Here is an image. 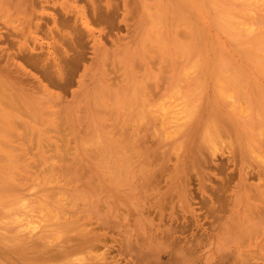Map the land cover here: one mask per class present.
<instances>
[{"label": "rangeland", "instance_id": "obj_1", "mask_svg": "<svg viewBox=\"0 0 264 264\" xmlns=\"http://www.w3.org/2000/svg\"><path fill=\"white\" fill-rule=\"evenodd\" d=\"M92 1L96 17L88 0H0V216L24 196L28 202L43 201V218H49H41L42 231L26 238L4 229L7 218L0 217V264H132L128 254L118 252L129 237L141 238L140 226H134L140 214L161 228L175 219L173 226L180 227L195 214L208 237L192 247L194 254L184 250L191 264H212L227 252L235 257L228 256L224 264H264V67L241 65L242 58L231 49L230 55L206 51L209 58L219 56V65L197 67L202 69L198 74L193 51L200 30L204 27L215 46L226 41L210 24L203 26L197 0ZM64 12L76 20L75 28L57 26L59 33L67 32L65 40L51 17L61 18ZM84 20L89 25L82 27ZM70 35L82 43L84 57L80 64L65 66L66 86L57 82L59 88L48 85L47 92L9 61L6 65L8 55L32 48L42 56L47 50L58 56L62 52L56 42H67ZM68 53L65 61L72 58L73 52ZM69 67H74L71 75ZM38 71L33 70L40 77ZM181 104L193 107L188 123L179 125L173 114ZM239 122L263 134L257 140L263 153L257 158L243 156L236 138ZM211 124L221 134L213 158L201 139ZM199 178L209 187L228 181L220 214L225 225L214 227L211 218L204 219L207 204L198 192ZM183 179L193 192L188 207L178 187ZM243 189L251 194L240 204L235 199ZM59 223L64 225L58 228ZM117 223L129 227L119 229ZM188 228L175 234L185 247L202 233L197 229L193 235Z\"/></svg>", "mask_w": 264, "mask_h": 264}, {"label": "bare ground", "instance_id": "obj_2", "mask_svg": "<svg viewBox=\"0 0 264 264\" xmlns=\"http://www.w3.org/2000/svg\"><path fill=\"white\" fill-rule=\"evenodd\" d=\"M47 0H45L46 2ZM76 1V0H75ZM88 2L91 4L92 7V14L94 15V17H96V5L94 4V2L92 0H88ZM168 2V1H167ZM170 3V1H169ZM168 3V4H169ZM172 3V2H171ZM187 3V1H186ZM160 4V2H159ZM167 4V6H168ZM76 5V4H75ZM176 5V4H175ZM68 6V5H67ZM70 6V5H69ZM172 5L170 4V7ZM177 7V6H176ZM76 8V7H75ZM110 8V7H109ZM174 8V7H172ZM196 8H197V16H199V19L201 20V22L203 23V26L205 24H210V26L212 27L213 31L215 33H220L226 41V45H220V46H215L214 43L209 42L205 36V32H204V27L200 30V33L197 35V39H196V47H195V51H193L194 56L198 55V59H196L197 57H195V59L197 60L195 62V64H193V67L195 69V71H197L198 74H200V71L202 69H197V67L200 68H204L206 67H215L218 66L219 64L217 63L219 61H217V58H219V56L216 57H208L206 54V51H209L212 55L215 54H226V55H230L231 54V50L235 51L241 58H242V63L241 65H245V66H251L254 68V70H261L260 67H264V0H197L196 3ZM178 9V8H177ZM83 10V9H81ZM179 11V10H178ZM70 12V11H69ZM77 12V11H76ZM82 12V11H81ZM84 12V11H83ZM82 12V13H83ZM169 12V11H168ZM181 12V11H180ZM154 13V12H153ZM157 13V12H155ZM63 14V13H62ZM80 14V13H79ZM182 14V13H181ZM188 14V13H187ZM84 15V13H83ZM157 15V14H156ZM70 16V14L68 12H64L63 16H61V18H57L55 16H51L52 20H53V28L56 29L57 33H59V30L57 28V26L61 25L63 26H72L75 28L76 26V20L71 21V17L70 19L68 18ZM86 16V15H85ZM83 16V17H85ZM109 16V15H107ZM111 16V15H110ZM87 18V17H86ZM106 18V17H104ZM103 18V19H104ZM110 18V17H109ZM100 19V18H98ZM108 19V18H107ZM113 19V18H111ZM154 19V17H153ZM152 19V21H153ZM156 20V18H155ZM161 20V19H160ZM85 21V20H84ZM88 21V20H87ZM87 21H85L83 26H88L89 21L87 23ZM102 21V20H101ZM111 21V20H110ZM186 21V20H185ZM83 21L81 20V23ZM100 22V21H99ZM106 22V20H105ZM109 23V22H108ZM187 23V22H186ZM157 25V24H156ZM191 26V25H190ZM41 25L40 23H37L35 28H40ZM152 27V26H151ZM150 27V28H151ZM158 28V27H157ZM189 28V27H188ZM153 29V28H152ZM155 29V28H154ZM86 31H88V29H85ZM91 30V29H90ZM157 30V29H155ZM191 30V29H190ZM61 31V30H60ZM147 31V29H146ZM53 32V30H52ZM80 32V31H79ZM153 32V31H152ZM46 33L51 35V29L47 28L46 29ZM65 33V32H64ZM67 33V32H66ZM65 33V34H66ZM78 33V32H77ZM61 34V33H59ZM65 34H61L59 36H61V38L63 40H65L66 36ZM70 34V33H69ZM75 34V33H74ZM148 34V33H146ZM72 36H74L73 34H71ZM69 36V41H59L56 42L55 40L53 41L54 43L56 42L58 44V46L60 47L59 51L62 52L61 54L58 53V56H55L54 54H52V51L47 50L44 53V56H42L41 51H35L33 48L30 49L27 53H22L19 51L17 53H13L11 55L7 56V63L6 65L8 66L9 62L11 64V66H15L17 70L20 71L21 75L24 77H29L32 78L31 81L33 80V83H35L34 85L40 89H44L48 92V85H54V86H58L57 84L59 82L62 83V85L60 86H64L65 84L67 85V80L65 76L67 69L65 70V66H67V64H70V66H75L77 63L80 64V60L84 57H82V52L80 49L81 48V44L79 39H75L72 36ZM81 35V34H80ZM148 36V35H147ZM158 36H160L158 34ZM182 36V35H181ZM77 37V36H76ZM157 38V37H156ZM55 39V38H54ZM61 39V40H62ZM67 39V38H66ZM101 41V39H100ZM151 41V40H150ZM204 41H206V43H204ZM102 42V41H101ZM183 47V45H181ZM45 47V46H44ZM58 47V48H59ZM178 47V46H177ZM22 48V47H21ZM43 48V47H42ZM46 48V47H45ZM72 50H70V49ZM180 48V47H179ZM48 49V48H47ZM189 49V48H188ZM207 49V50H205ZM42 50V49H41ZM44 50V49H43ZM56 50L58 51V49L56 48ZM194 50V49H193ZM54 51V49H53ZM68 51H72L73 55L72 58L69 59V61H65V59L68 58ZM184 51V50H183ZM188 51V50H187ZM186 51V52H187ZM197 51V53H196ZM223 52V53H222ZM155 53V52H154ZM185 53V52H184ZM208 53V52H207ZM20 54V55H18ZM192 54V53H191ZM19 56V57H18ZM64 56V57H63ZM193 56V57H194ZM178 57V56H177ZM192 57V56H190ZM226 57V56H225ZM19 58L21 61H19ZM18 59V60H17ZM83 60V59H82ZM192 60V59H191ZM221 60V58H220ZM225 60V59H224ZM9 61V62H8ZM80 61V62H79ZM194 62V60H193ZM193 62H191L190 64H192ZM227 63V60L223 61ZM188 63V62H187ZM222 63V60H221ZM24 64V65H23ZM189 64V63H188ZM225 65V63H223ZM221 64V67L224 66ZM188 66V65H186ZM185 66V67H186ZM10 67V65L8 66ZM27 67H30V69L34 71H40L41 76H37V74L35 75V73H31V70H28ZM191 67V68H192ZM230 67V66H229ZM228 67V68H229ZM14 68V67H13ZM74 68V67H73ZM71 67L68 68L70 75L73 69ZM191 70H194V69ZM221 70V69H220ZM251 70V69H250ZM38 71V72H39ZM74 71V70H73ZM17 72V71H16ZM19 73V72H18ZM68 74V72H67ZM195 74V73H194ZM264 74V73H263ZM19 75V76H21ZM212 75L214 76H218V73H213ZM18 76V75H17ZM22 76L20 78H22ZM69 76V75H68ZM53 78H55L54 80H56L54 82ZM219 78V77H218ZM58 82V83H57ZM70 82V81H69ZM56 84V85H55ZM60 84V83H59ZM38 85V86H37ZM65 85V86H66ZM223 85V84H222ZM34 87V86H33ZM34 87V89L36 88ZM102 87V85H101ZM30 88V87H29ZM54 88V87H53ZM59 88V86H58ZM63 88V87H62ZM218 88V87H217ZM222 88H224L222 86ZM51 89V88H50ZM102 89V88H101ZM219 90V88H218ZM224 90V89H223ZM29 91V89H28ZM34 91V90H33ZM43 91V92H46ZM64 91V90H63ZM220 93V91H219ZM222 93V92H221ZM220 93V94H221ZM226 93V91H223V95ZM31 95V94H30ZM227 95V94H225ZM174 97V96H173ZM225 97V96H224ZM228 97V96H227ZM177 97H175L176 99ZM184 98V97H183ZM181 98V99H183ZM172 99V98H171ZM179 100V99H178ZM185 100V99H184ZM195 100V99H194ZM179 102V101H178ZM183 102V101H182ZM175 103V102H174ZM177 103V102H176ZM181 103V102H179ZM178 104V103H177ZM190 104V103H188ZM166 106V105H165ZM173 106V105H172ZM176 106V105H174ZM180 106V105H179ZM191 106V105H190ZM164 107V105H163ZM162 107V108H163ZM170 108V106H168ZM193 107V106H191ZM191 107H187L186 104L180 106L179 109H177V111H174V120L176 122H178L177 124L182 125V124H186L189 121V118L191 116V110L189 108ZM161 110H166L165 107ZM173 108V107H172ZM171 108V109H172ZM168 109V108H167ZM170 109V111H171ZM174 109V108H173ZM172 109V110H173ZM169 111V112H170ZM164 112V111H163ZM165 113V112H164ZM168 113V112H166ZM252 113V112H251ZM195 114V113H194ZM193 114V115H194ZM163 115V114H162ZM238 115V114H237ZM165 116H167V114H165ZM259 116V115H258ZM1 118V117H0ZM192 118V117H191ZM218 118V117H217ZM247 118V117H246ZM249 118V117H248ZM262 119V116H261ZM213 120V119H212ZM241 120V119H240ZM248 120V119H247ZM4 121V119H3ZM172 121V120H171ZM215 121V120H213ZM253 121V120H252ZM170 122V121H169ZM173 122V121H172ZM254 122V121H253ZM167 123V122H166ZM216 123V121H215ZM252 123V122H251ZM250 123V124H251ZM170 124V123H168ZM174 125V124H173ZM172 126V124H171ZM175 126V125H174ZM235 127H237L238 129H240L241 131H239L238 133H236V138L237 141L239 143V147L240 150L242 151L243 156L248 155L249 158L251 157H255L257 158L259 153L261 152L260 150L262 149L261 146L257 144V140L259 141L260 139V135L262 136L263 134L259 133L258 131H256V128L253 126L249 127V125L247 123H241L239 122L237 125H235ZM168 128V127H167ZM183 128V127H181ZM219 128V127H218ZM215 125L211 124L208 127H206V130L201 134V139L204 142L203 144L207 143L209 145L208 148H210V150L212 151L211 157L213 158L214 154L213 152L216 151V144L218 142L221 141V134L220 131ZM252 131L258 132V133H252ZM177 129V128H174ZM255 129V130H253ZM171 130V129H170ZM180 130V129H179ZM185 130V129H184ZM229 130V129H228ZM173 131V130H172ZM171 131V132H172ZM177 131V130H176ZM182 132V131H181ZM251 132V133H248ZM170 133V132H169ZM174 133V132H173ZM171 135V134H170ZM174 135V134H172ZM262 138V137H261ZM261 140V139H260ZM201 141V140H200ZM256 141V142H255ZM253 144H252V143ZM202 143V142H201ZM251 143V144H250ZM261 143V142H259ZM237 144V143H236ZM235 144V145H236ZM238 145V144H237ZM256 145V146H255ZM264 146V145H263ZM262 146V147H263ZM182 148V147H181ZM257 151L256 152V149ZM239 153V152H238ZM263 153V152H261ZM232 154V153H231ZM257 156V157H256ZM194 159V158H193ZM259 159V158H258ZM203 163H206V161H203ZM127 166V165H125ZM198 166V165H197ZM176 167H180L179 165H176ZM263 168V167H261ZM116 170V169H115ZM178 170H181V168H178ZM194 170V169H193ZM244 170V169H243ZM114 171V169H113ZM127 171V170H126ZM262 171V170H261ZM260 171V172H261ZM259 172V171H258ZM258 174H263L262 172ZM264 172V171H263ZM119 173V172H118ZM248 173V172H247ZM129 174V173H128ZM264 175V174H263ZM114 176V175H113ZM126 176V175H125ZM261 176V175H260ZM115 177V176H114ZM120 177V176H119ZM264 177V176H263ZM122 178V177H121ZM261 178V177H260ZM12 179V178H11ZM126 179V178H125ZM264 179V178H263ZM120 180V179H119ZM124 180V179H123ZM128 180V179H127ZM131 180V179H130ZM184 180V179H183ZM240 180V179H239ZM131 182V181H130ZM182 185L180 183H178V187H179V191H180V195H181V199L184 201L183 203L188 207L189 206V202H192V193L190 192L191 190L189 189V181L188 179H185L184 181H182ZM199 187H198V192L200 194V198L202 200V204L204 206H206V210H207V214H204L203 217L204 219L206 218H211L212 221H214V227L215 223L220 224V220L223 221L225 223L224 220H222V215L220 216V214L223 213V208L222 205L224 204L225 200L223 198L222 200V196L224 193V189H226L227 186V182H222V185H220V187H215L213 185L207 186L206 182L202 179L199 178ZM259 182V181H258ZM241 183L244 184L246 183V178L243 177V175L241 176ZM260 183V182H259ZM263 183V182H261ZM264 184V183H263ZM129 185V184H128ZM229 185V184H228ZM245 185V184H244ZM247 185V184H246ZM258 185V184H257ZM259 186V185H258ZM34 187V186H33ZM127 187V186H126ZM228 187V186H227ZM245 187H248L245 186ZM250 187V186H249ZM264 187V186H263ZM29 188V187H28ZM17 189V188H16ZM132 189V188H131ZM247 189V188H246ZM243 189L241 194L235 199L237 200V203L240 201L241 202H247L249 200V195L251 194L250 192L252 191V187H251V191ZM249 189V188H248ZM27 190V189H26ZM227 190V189H226ZM3 191V190H2ZM21 191V190H20ZM208 191L210 192V194H208ZM34 192V191H33ZM249 192V195H248ZM5 193V192H4ZM32 192H30L31 194ZM36 194V192H35ZM195 194V193H194ZM197 194V193H196ZM41 195V194H40ZM46 195V193H45ZM42 196V195H41ZM44 196V195H43ZM253 196V195H252ZM31 198V197H30ZM34 199V196H33ZM40 199V198H39ZM37 199V200H39ZM241 199V200H240ZM36 200V199H35ZM42 200V199H41ZM95 203V202H94ZM223 203V204H222ZM235 203V204H237ZM3 204V203H1ZM199 204V203H198ZM6 205V204H5ZM9 205V204H8ZM12 206H10L9 208H7V212H6V216L5 221L2 222L5 225L3 226L4 229H8V231L10 230L11 232H15L16 234H25L24 236L27 237H32V236H36V234L42 230H40L41 228H43V224L41 225L40 223L42 222L43 215H44V211H46L47 206L45 205V203L43 201H35V202H29L27 201V199L24 196H20L18 197V199L13 203L10 204ZM202 205V206H203ZM246 206V205H245ZM224 207V206H223ZM150 208V207H149ZM148 208V209H149ZM156 208V207H155ZM155 208H150V209H155ZM257 209V208H256ZM49 210V209H48ZM156 210V209H155ZM1 211V210H0ZM3 212V211H1ZM5 212V211H4ZM54 211H49V213H52ZM257 212H259L257 210ZM55 213V212H54ZM160 213V211H159ZM230 213V212H229ZM256 213V212H255ZM252 213V215H255V219H256V214ZM260 215L261 213H263L262 211L259 212ZM258 213V214H259ZM5 214V213H3ZM35 214V215H33ZM48 214V213H47ZM157 214V213H156ZM163 214H165L163 212ZM172 214V213H170ZM225 214V213H224ZM251 214V213H249ZM51 215V214H50ZM50 215H47L50 217ZM54 219H58L56 217V214L54 215L52 213ZM59 215V214H58ZM57 215V216H58ZM68 215V214H67ZM144 214H140L137 216V220L134 221V226L139 227V230L141 231V238L140 239H133L132 241L129 237L127 240H125L127 243L124 246H121L122 250L119 251L118 253L120 254L125 253L128 254L129 256V260L128 262H132V264H191V260H188V256H186L185 254H183L186 249L189 250L191 253L193 251H195L196 249H192V247H199L200 245V240L202 239V237L204 238V236L208 237L207 232L205 228H202L201 224L198 222V218L197 216L194 214L192 217V221H190L189 223L187 221H183L182 226L178 227V226H173V224L177 221L176 219H169L170 221H174L173 224H169L167 226H163V228H161L160 225L154 226L152 219L146 215L145 217L143 216ZM162 215V214H160ZM159 215V217H161ZM169 215V214H168ZM3 216V217H4ZM46 216V215H45ZM44 216V217H45ZM224 216V215H223ZM259 216V215H257ZM264 216V214L262 215ZM261 216V217H262ZM2 217V216H0ZM2 217V218H3ZM56 217V218H55ZM158 217V214H157ZM164 217V216H163ZM259 217L257 219L258 222L259 221H263L262 218ZM42 218V219H41ZM124 218V217H123ZM171 218V217H170ZM200 218V217H199ZM46 220L49 219L48 217L45 218ZM44 219V220H45ZM68 218H65V220H67ZM185 219V218H184ZM202 219V218H201ZM251 219V218H250ZM254 219V218H253ZM253 219H251L253 221ZM256 219V220H257ZM43 220V221H44ZM159 220V219H158ZM165 220V219H164ZM189 220V219H188ZM191 220V219H190ZM256 220L253 221V224L256 222ZM3 221V220H2ZM109 221V220H108ZM249 221V220H247ZM49 222V221H48ZM46 222V223H48ZM58 222V221H57ZM105 222V221H104ZM220 222V223H219ZM246 222V221H245ZM258 222L256 224H258ZM264 222V221H263ZM260 222V225L261 223ZM44 223V222H43ZM106 223V222H105ZM104 223V224H105ZM247 223V222H246ZM250 223V222H248ZM107 224H110L107 222ZM106 224V225H107ZM190 224V225H189ZM222 225H225L223 223H221ZM232 224V223H231ZM230 224V225H231ZM252 224V226H253ZM64 224L59 223L57 224V227L59 228V226H63ZM176 225V223H175ZM221 225V226H222ZM2 226V224H1ZM11 226V227H10ZM115 226V225H114ZM116 226L119 229H124L125 227H129V223H127L125 226H123L121 223H117ZM190 226V230H192L193 235H194V231L199 229L202 233L199 235V237L194 238V240H190L188 241L186 244H188L187 247H185V245H180V242H176L177 240L175 239V234L177 232H184L185 229H189L188 227ZM246 226V225H245ZM178 227V228H177ZM227 227V226H226ZM1 228V227H0ZM64 228V227H63ZM115 228V227H114ZM211 228V225L210 227ZM46 229V228H45ZM113 229V228H112ZM221 229V228H220ZM219 229V230H220ZM250 229V228H248ZM44 230V229H43ZM60 229H58L59 232ZM153 230V231H152ZM230 230V228H229ZM228 230V231H229ZM129 231V230H128ZM231 231V230H230ZM236 231V230H235ZM234 231V232H235ZM231 232V233H234ZM230 233V235H231ZM236 233V232H235ZM139 234V233H138ZM229 234V233H228ZM192 235V236H193ZM233 236H235L234 234H232ZM237 235V233H236ZM241 236V235H240ZM133 237V235H132ZM17 238V236H16ZM15 238V239H16ZM22 238V237H21ZM25 238V239H26ZM240 238V237H239ZM206 239V238H205ZM208 240V239H207ZM15 241V240H13ZM133 243H135L134 245H131ZM177 243L179 244V246H177ZM124 244V242L122 243V245ZM210 247V246H209ZM219 249V248H218ZM65 250V249H64ZM120 250V249H119ZM230 251V250H229ZM227 252V251H226ZM222 253V252H221ZM228 253V252H227ZM225 254H220V256L218 257V259L213 262L212 264H224L225 262H229L228 258L231 256V254L228 255ZM189 254V253H188ZM194 254V253H192ZM191 254V255H192ZM190 255V254H189ZM190 255V256H191ZM125 256V255H124ZM229 256V257H228ZM237 256V255H236ZM150 257H154L156 258L154 261L151 260ZM228 257V258H227ZM235 257V256H234ZM231 256V258H234ZM20 258V257H19ZM17 258V259H19ZM133 258H135V261H133ZM153 258V259H154ZM192 259V256H191ZM126 260V259H125ZM213 260V259H212ZM239 260V259H238ZM127 261V260H126ZM5 262V261H4ZM206 262V261H205ZM210 262V261H209ZM207 262V263H209ZM3 263V262H2ZM1 263V264H2ZM105 263V262H104ZM114 263V262H113ZM240 263V262H239ZM6 264V262H5ZM106 264V263H105ZM111 264V263H110ZM211 264V263H210Z\"/></svg>", "mask_w": 264, "mask_h": 264}]
</instances>
